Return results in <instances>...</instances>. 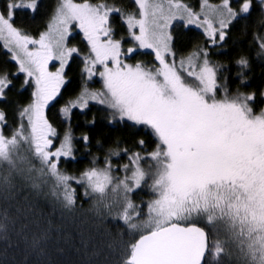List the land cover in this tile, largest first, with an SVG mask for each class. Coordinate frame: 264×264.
Listing matches in <instances>:
<instances>
[{
	"label": "snow or ice",
	"instance_id": "snow-or-ice-1",
	"mask_svg": "<svg viewBox=\"0 0 264 264\" xmlns=\"http://www.w3.org/2000/svg\"><path fill=\"white\" fill-rule=\"evenodd\" d=\"M135 4L139 18L137 13H128L125 23L139 48L153 50L159 67L122 61L121 40L113 38L108 24L109 14L120 9L106 3L60 0L53 23L39 40L11 22L15 10H34L37 0H10L0 12V39L6 47L14 46L9 49L12 58L18 60L21 72L34 78L36 86L33 102L20 112L27 126L21 123L10 136L0 127V166H7V174L0 175V185H9L12 173L23 171L24 165H29V172L33 170L21 151L26 146L42 166L38 171L45 174L46 169L56 187L63 186L66 204L75 202L68 185L73 177L57 167L60 157L71 154V137L66 135L60 147L50 151L49 136L55 135V129L43 110L58 94L64 83V67L77 51L65 44L69 26L76 23L90 46L85 71L90 78L96 74V65H102L99 75L106 90H85L80 101L86 104L85 95L106 97L100 102L107 103L121 120L151 129L157 141L147 157L139 153L130 157L131 168L125 164L124 169L131 174L123 179L114 182L107 161L108 167L92 168L81 177L101 198L109 191L115 194L117 203L122 201L120 219L138 233L126 246L120 264H221L229 244L238 250L243 264H264V108L254 111L251 102L255 93L228 95L225 90L224 97L217 99L216 69L210 66L206 53L202 62H198L199 52L180 60L179 68L175 61L166 60V55L172 54V37L166 31L171 20L186 14L188 23L206 25V34L216 43L217 34L223 41L224 29L239 15L249 13L252 0H242L239 12L230 6V0H223L220 6L203 0L200 14L180 0H135ZM210 16L216 17L219 27ZM137 27L139 34L132 32ZM29 44L39 48L30 50ZM259 48L264 50V40ZM135 51L127 49L128 54ZM52 59L60 61L56 72L47 69ZM238 64L246 68L248 61L241 58ZM9 84L6 76L0 77V98ZM62 111L67 114L69 107ZM5 123V113L0 111V126ZM144 159L151 161L147 169L140 163ZM148 179L154 198L147 205V218L135 223L141 214L128 194ZM196 219L203 220L205 226H198Z\"/></svg>",
	"mask_w": 264,
	"mask_h": 264
},
{
	"label": "trees",
	"instance_id": "trees-1",
	"mask_svg": "<svg viewBox=\"0 0 264 264\" xmlns=\"http://www.w3.org/2000/svg\"><path fill=\"white\" fill-rule=\"evenodd\" d=\"M59 1L37 0L34 10L14 12V26L39 40L40 35L49 29ZM188 1L186 4L198 8L199 0ZM74 2L82 3L84 0ZM88 2L94 5L106 3L109 7L120 9V12H112V21L108 24L113 30V38L121 40V51L124 53L121 59L124 63L159 67L154 52L139 48L136 41L130 39L124 18L128 13L138 15L135 0ZM234 2L237 7L241 0H230V4ZM20 13L21 18L29 19L30 26L17 24L16 18ZM262 21L264 0H252L249 13L238 16L229 25L223 41L213 43L203 33L191 28L173 30L170 42L172 54L166 55V60L178 63L183 57L199 52L201 59L198 62H202L206 53L210 66L216 69L217 99L224 97L225 90L228 95L255 93V100L251 103L254 111L258 112L264 108V50L259 48L260 40H264ZM32 46L39 48V45ZM67 47L77 51L64 69V83L58 94L43 111L55 129V135L49 136L52 140L50 151L59 148L66 135L71 137V154L60 157L57 167L63 174L73 177L68 185L75 202L71 206L66 204L63 186L57 188L55 179L47 174L46 169L45 174H41L38 171L42 167L40 162L23 146L22 154L31 161L33 170L29 172V165H24L23 171L12 173L9 185H0V264H120L126 246L138 236L136 230L129 229L120 219L122 201L117 203L119 198L111 191L101 198L81 177L92 168L108 167L107 161L111 164L114 182L123 179L131 174L130 170L124 169L125 164L130 165V157L134 153L147 157L156 147V138L151 129L127 119L121 120L108 104L94 102L90 95H85L89 97L87 101L84 99L86 104L80 101L85 90L88 93L101 90L99 72L103 71V66L96 65V74L89 78L85 71V58L90 56V46L81 31L76 30L68 37ZM130 47L136 51L128 54ZM241 58L248 61L246 68L238 64ZM47 69L56 72V64L48 62ZM4 76L10 84L0 98V111L6 117V123L0 127L6 136H10L21 123L27 126V119L22 118L20 112L33 102L35 87L0 44V77ZM71 103H76V106L72 107ZM65 107H69L67 114L62 111ZM85 136L88 137L86 141ZM141 140L143 145L139 143ZM140 163L147 169L151 161L144 159ZM5 174L7 166H0V175ZM150 184L148 179L128 194L141 214L133 221L135 223L147 218V205L154 198ZM195 222L198 226H205L201 219ZM238 257L235 246L226 245V253L220 258L221 264H243Z\"/></svg>",
	"mask_w": 264,
	"mask_h": 264
},
{
	"label": "rangeland",
	"instance_id": "rangeland-1",
	"mask_svg": "<svg viewBox=\"0 0 264 264\" xmlns=\"http://www.w3.org/2000/svg\"><path fill=\"white\" fill-rule=\"evenodd\" d=\"M7 1L8 0H0V12H4L5 11V9H6V6H7ZM59 1V0H58ZM60 2V1H59ZM180 2L182 3V4H184V5H187L193 12H195V13H198V14H200L201 13V5H202V3H203V0H199L198 1V4H197V7L198 8H196V7H191L189 4H186V3H188L189 1L188 0H180ZM222 2H223V0H208V4L209 5H212V6H220V5H222ZM241 2H242V0H241ZM18 3V2H17ZM232 5H233V9L236 11V9L237 8H240V3H239V6H237L236 7V2H234V3H231ZM231 4H230V6H231ZM59 6V3H58V5H57V7ZM236 7V8H235ZM57 9V8H56ZM29 11H30V9H28ZM20 12V11H25V10H20V9H18V10H15L14 12ZM205 11H207V9H205ZM238 12H239V10H238ZM55 13H56V11H55ZM112 13H110L109 14V21L108 22H111L112 21V17L110 16ZM127 15V14H126ZM243 14H241V15H239V17L240 16H242ZM21 16H22V13H20V14H18L17 15V18H16V20H17V24L18 25H21V24H23V25H25V26H30L31 24V22L29 21V19L27 18V19H23V18H21ZM30 16H32V13H30ZM55 16V15H54ZM126 18V17H125ZM125 18H124V22H125ZM137 18H139L138 17V15H137ZM203 18H204V16H203V14H201L200 15V20H203ZM210 19H212V21H213V24H214V26L215 27H219V25H218V23L216 22V17L215 16H210ZM234 21H236V19L235 20H233L230 24L232 25L233 24V22ZM12 23H13V18H12V21H11ZM53 23V20L51 21V23L50 24H52ZM126 24V23H125ZM229 24V25H230ZM229 25H228V27H229ZM230 25V26H231ZM13 26H14V24H13ZM126 26H127V28H128V25L126 24ZM175 26V28H173ZM14 27H16L17 29H19L17 26H14ZM205 27H206V25L205 26H198V23H188V21H187V17H186V14H185V17L184 18H180L179 16L177 17V18H175V19H173V20H171L170 21V23H169V26H168V28L166 29V31L171 35V33L173 32V30H178V31H186L188 28H191V29H195L196 31H199V32H201V33H203L204 34V36L207 38V39H209L210 41H212L211 40V38L206 34V32H205ZM228 27L227 28H225L224 29V31H225V33H226V31H227V29H228ZM20 30V29H19ZM49 30V29H48ZM48 30L46 31V32H48ZM76 30H78V31H81L80 30V28L77 26V24L76 23H73V24H71L70 26H69V33H68V36H67V38H66V41H65V44H66V47H67V39H68V37L72 34V33H74V31H76ZM82 32V31H81ZM132 32H135L136 34H139V28L137 27V28H134V29H132ZM83 33V32H82ZM32 38V37H31ZM132 38V36H130V39ZM216 40H219V38H218V34H217V39ZM137 43V45H138V42H136ZM0 44L2 45V47L7 51V53L9 54V56H10V58L16 63V65L18 66V68H19V70H20V64H19V62H18V60H16V59H13L12 57H13V51H11V50H9L10 48H13L14 49V46L13 45H9V46H5V41L4 40H2V39H0ZM28 48L30 49V50H33L34 49V47L32 46V44L31 45H28ZM142 49V48H141ZM147 50H149V51H152L153 52V50L152 49H147ZM188 56H186V57H183L182 59H186ZM20 58H23L22 57V55H21V57ZM182 59H180V60H182ZM201 59V58H200ZM70 60V58H68V61ZM180 60L178 61V63H176V65H177V68H179V62H180ZM203 60V59H202ZM68 61H67V63H66V65L68 64ZM49 62H53V63H55L56 64V69L58 70L59 68H60V61L58 60V59H52V60H50ZM66 65H65V67H64V69L66 68ZM185 67H187V65H185ZM26 77H28L27 76V74L25 73V72H22ZM185 74V73H184ZM185 76H186V74H185ZM31 81H32V83H33V86L34 87H36L35 86V83H34V78H32V77H28ZM187 78V77H186ZM100 79V78H99ZM189 79V78H188ZM101 81L102 82H100V83H102V88H101V90H99V91H96V93H101V92H105L106 93V90L104 89V85H103V79H101ZM34 92H35V88H34ZM88 96H84V99L87 101L88 100ZM102 99H106V97H101V96H97V98H95V99H93V101L94 102H98V103H100V104H105V103H101L100 101L102 100ZM107 104V103H106Z\"/></svg>",
	"mask_w": 264,
	"mask_h": 264
},
{
	"label": "bare ground",
	"instance_id": "bare-ground-1",
	"mask_svg": "<svg viewBox=\"0 0 264 264\" xmlns=\"http://www.w3.org/2000/svg\"><path fill=\"white\" fill-rule=\"evenodd\" d=\"M53 69H54V68H53ZM53 69H52V70H53ZM54 71H55V70H54Z\"/></svg>",
	"mask_w": 264,
	"mask_h": 264
}]
</instances>
